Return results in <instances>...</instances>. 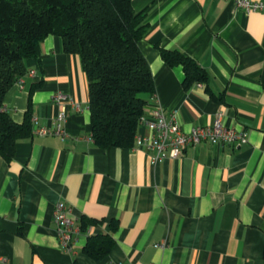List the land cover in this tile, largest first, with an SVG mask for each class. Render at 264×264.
Segmentation results:
<instances>
[{"label": "crops", "instance_id": "0c3cea01", "mask_svg": "<svg viewBox=\"0 0 264 264\" xmlns=\"http://www.w3.org/2000/svg\"><path fill=\"white\" fill-rule=\"evenodd\" d=\"M131 5L145 14L138 46L154 82V93L141 95L144 115L158 104L185 132L219 116L247 143L187 147L155 164L135 140L98 148L80 58L49 35L3 101L17 124L30 104L35 126L51 133L18 141L10 162L0 156V264H264V12L246 14L232 0ZM162 51L196 63L205 81L185 88L182 67L165 64ZM138 135H147L143 126ZM59 201L77 230L71 253L55 234ZM92 235L114 241L101 260L83 253Z\"/></svg>", "mask_w": 264, "mask_h": 264}, {"label": "trees", "instance_id": "16d2710c", "mask_svg": "<svg viewBox=\"0 0 264 264\" xmlns=\"http://www.w3.org/2000/svg\"><path fill=\"white\" fill-rule=\"evenodd\" d=\"M145 30V14L135 13L131 0H0V156L10 162L17 142L32 136L30 104L17 124L3 101L26 73L25 60L37 57L39 43L49 35L61 39L64 53L80 58L95 146L133 147L144 115L141 95L154 93L149 65L138 46ZM161 58L170 67H182L185 88L206 79L205 72L179 52L162 51ZM87 223L82 220V230ZM113 244L110 235H92L83 253L101 260Z\"/></svg>", "mask_w": 264, "mask_h": 264}, {"label": "built area", "instance_id": "2783aa9c", "mask_svg": "<svg viewBox=\"0 0 264 264\" xmlns=\"http://www.w3.org/2000/svg\"><path fill=\"white\" fill-rule=\"evenodd\" d=\"M234 5L245 12H264L262 2L251 0H232ZM28 75L32 76L30 71ZM22 81H19L21 84ZM55 100H63L62 95L53 97ZM78 108V106H76ZM63 116L60 120H63ZM139 126H143L147 135H138L135 138V144L138 148L147 151H153L154 157L151 164H155L165 159H177L181 156L187 147H195L201 144L224 145L228 147H240L247 143V138L243 130H237L233 127L223 125L218 116L211 126L193 127L185 132L174 114L166 115L163 109L154 104L148 116L143 115L140 118ZM50 130L38 128L32 120V135L47 136ZM55 134L64 135L60 124L56 126ZM70 210L67 205L59 201L55 204L52 212V220L55 225V234L58 245L63 252L71 253L73 247V236L77 233L73 221L69 218Z\"/></svg>", "mask_w": 264, "mask_h": 264}]
</instances>
